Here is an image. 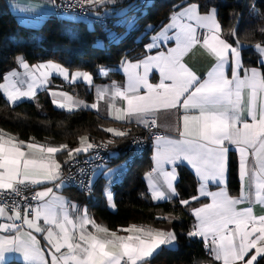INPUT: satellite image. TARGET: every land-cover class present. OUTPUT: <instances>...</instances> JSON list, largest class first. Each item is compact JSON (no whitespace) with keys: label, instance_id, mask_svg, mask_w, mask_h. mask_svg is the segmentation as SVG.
Here are the masks:
<instances>
[{"label":"snow or ice","instance_id":"1","mask_svg":"<svg viewBox=\"0 0 264 264\" xmlns=\"http://www.w3.org/2000/svg\"><path fill=\"white\" fill-rule=\"evenodd\" d=\"M116 3L117 0H77L81 8L87 6L93 12ZM172 8L169 23L146 46V51L158 47L156 41L161 37L174 40L175 47L135 63L122 60L121 67L126 73L123 87L115 81L97 87L96 102L92 104L62 91L49 94L63 97V101L53 100V103L69 113L81 108L97 109L99 102L107 98L109 115L115 111L113 119L131 122V117L138 116L137 123L149 130L160 126L153 113L183 108L184 114L178 117L183 126L176 128L179 138L154 137V166L145 174L151 198L154 202H171L179 197L174 186L179 178L176 166L186 162L199 181V196L211 200L190 209L196 223L187 233L188 237L202 239L216 264H259L264 259V74L255 67L244 69L243 76L239 74L243 67L241 45L237 40V45L232 46L222 38L215 5H208L204 12L198 2L172 5ZM232 35L236 36L235 29ZM196 46L215 57V64L203 80L183 62ZM255 48L264 65V44L257 43ZM15 62L25 70L23 77L12 69L4 75L5 82L0 83V92L9 106L34 100L38 90H47L52 72L65 80L71 78L72 82L83 79L89 86L93 83L91 74L77 71L70 77L64 66L51 61L29 65L24 57L17 56ZM229 63L231 78L225 74ZM141 68L143 72L138 71ZM153 69L160 74L158 84L149 83L148 75ZM100 74L107 75V70L101 68ZM141 89L146 90L144 94L140 93ZM116 98L124 105L117 106ZM193 111L197 114H190ZM103 131L113 137L129 134L116 128ZM29 140L35 141V137ZM230 146L238 155V196L229 195L226 188ZM94 147L99 146L88 136L79 138L78 147L69 148L66 144L52 146L24 141L0 128V221H3L0 222V233H3L0 264L10 253H19L24 264H49L34 233L42 234L50 246L47 251L50 264H151L162 246L175 245L174 231L135 224L112 231L97 224L86 208L81 212L78 205L55 193L54 189L65 184L57 155L66 150L65 163L72 164L76 156L88 154ZM165 165H172V170L167 171ZM103 174L109 178L112 175ZM154 174L158 177L154 178ZM209 181L219 190L209 191ZM37 186L44 187L36 190ZM87 187L90 190V180ZM27 191L34 192L30 199L38 203H27L29 198L23 195ZM104 195L109 206L114 207L111 191L105 188ZM199 196L181 199L180 204L189 206ZM17 197L25 201L23 206ZM245 204L246 207H240ZM254 205L261 207V214H255ZM157 219L172 223L178 217L164 215ZM89 225L94 231L89 230Z\"/></svg>","mask_w":264,"mask_h":264},{"label":"trees","instance_id":"2","mask_svg":"<svg viewBox=\"0 0 264 264\" xmlns=\"http://www.w3.org/2000/svg\"><path fill=\"white\" fill-rule=\"evenodd\" d=\"M192 2L201 5V12L206 11L208 5H215L218 8L222 34L226 40L233 45H236L238 40L242 46L244 65L257 67L264 74V66L259 63V58L252 49L257 43L264 44V33L261 32V29H264V0H123L120 4L104 8V11H109L126 6L128 7L126 18L133 17L131 22L134 23L125 22L112 28L115 31L114 40L106 38V30L110 28L101 26L89 28L90 26L84 23H71L70 20H59L53 16L48 17L38 29L31 30L20 25L11 15L5 1L0 0V83L6 73L16 68L17 56L24 57L29 64L52 61L61 64L69 72H88L97 81L98 68H113L122 60H137L143 56L145 52L143 47L149 36L168 21L173 11L172 5L183 6ZM127 25L130 26L129 29H126ZM234 29L235 37L232 35ZM99 40L103 42L101 48L96 45ZM108 74V79L121 78L117 72ZM54 80L61 82L58 79ZM75 86L79 88L82 84ZM62 88L70 90L71 87L62 84ZM85 95L90 97L88 93ZM37 102L42 105V112H38L35 102L23 101L15 106H9L0 92V128L24 141L45 142L50 145L66 144L69 148L77 147L81 136H88L93 143L96 141L107 143L113 140V143H107L110 150L116 153L109 167L125 161L129 155L128 145L131 137L142 132L139 127L132 124L122 125L106 120L90 110L81 109L72 113L56 110L44 93L37 96ZM109 127L126 130L129 134L126 137L111 139V136L103 131ZM30 137H35V141H30ZM149 166L147 151L127 168L126 175L111 188L114 212L106 208L102 186L99 184L93 186L89 199H85L73 188H64L63 193L70 200L86 205L99 223L112 231L133 224L159 228L169 222L158 220V216L178 217L169 223L177 236V246L173 249L159 250L151 259V264L211 262L202 241L188 237L192 218L188 208L179 205L181 199H189L195 195L194 177L187 169L179 167V180L176 184L179 197L171 202L154 204L142 180V176L150 169ZM227 188L231 195L238 194L236 157L233 152H229L228 155ZM259 264H264V259H261Z\"/></svg>","mask_w":264,"mask_h":264},{"label":"crops","instance_id":"3","mask_svg":"<svg viewBox=\"0 0 264 264\" xmlns=\"http://www.w3.org/2000/svg\"><path fill=\"white\" fill-rule=\"evenodd\" d=\"M4 1L6 3V6H7L8 10L10 11L11 15L16 19V21L20 25H22L24 27H27V28H29L31 30H35V27H38L48 17L52 16V3L49 0H4ZM168 23H169V19L161 28H159L155 33H153L152 35L149 36L148 41L146 42V44L143 47L144 51H145L143 56H141L137 60H128V61H131L132 63H135L138 60L144 59L148 55H153L154 56L158 52H161V51L167 52L169 48L175 47V41L174 40H165L163 37H161L159 40L156 41V43L159 45L158 47L152 48L151 51H146V46L153 43V38L156 37L161 32L162 28L165 25H167ZM198 31L201 32V33L204 32L203 29H199ZM168 35H172V32H169ZM221 36H222V38H224L226 40V38L224 37L222 32H221ZM231 45L232 46H236L237 44L236 45L231 44ZM241 49H242V46H241ZM252 49L254 51H256L255 45L252 46ZM257 54H258V52H257ZM47 62H49V61L38 62V63H35V64L47 63ZM183 62L189 68H191L197 74V76H199L201 78V80H203V79L206 78L208 71H210L211 68L213 67V65L215 64V57L211 56L210 54H208L202 47L196 46L189 54H187L184 57V61ZM241 63L243 65V67L239 70V74L241 76H243L244 69H248V68H252V67L244 65V63L242 61V55H241ZM35 64H29V65H35ZM101 68L107 70V75H101L100 74V69ZM255 68H257V67H255ZM15 69L19 73H21V76L23 77V73H24L25 70L23 68L19 67L17 64H16V68ZM138 71L143 72V69L142 68L138 69ZM75 72H77V71L69 72L70 77H71V74L75 73ZM79 72H83V71H79ZM110 72L119 73L121 75V78L120 79H115L114 77H111L110 79H108V75H109L108 73H110ZM261 73H262V71H261ZM96 74H97L98 80L95 81L94 78H93V75H91L92 78H93V83H92L91 86H89L87 83H85L83 81V79H80V80H78L76 82H72L71 78H69V80H65L63 78V76L57 75L55 72H52L50 74V76H49L50 83L47 86V90H38L37 96L39 94H41V93H44L48 97V99L50 100V103H51V105H52V107L54 109L59 110V111L67 112L66 110H63V109L57 107L56 104L53 103V100L63 101V97L50 95L49 94L50 92H61L62 91V92L68 93L69 95L73 96L74 98H78L79 100L86 101L88 104H92V103L96 102V89H97V87H103V86L111 85L113 81H115L121 87H123L125 85V83H126V73L124 72L123 68L121 67V62L119 64H117L113 68L100 67V68L97 69ZM225 74L229 78H231V63L226 65ZM24 78L26 79V77H24ZM54 79H58L61 82L58 83ZM148 80H149V83H152V84L160 83V74H159V72L156 71L155 69L150 71L149 75H148ZM4 82L5 81L3 79V81L1 83H4ZM79 83L82 84V86L77 88L75 85L79 84ZM164 83L167 84V83H171V82L170 81H164ZM62 84L66 85L68 87L70 86L71 87L70 90L63 89L62 88ZM145 91H146L145 89H141L140 93L144 94ZM85 93L90 94V97H87L85 95ZM2 95H3V93H2ZM37 96H36V98L34 100H23V101L36 102L37 101ZM4 99H5V97H4ZM106 101H107V98L104 101H100L99 104H98V108L97 109H91V108H87V109L81 108V109L90 110L93 113H95L96 115H98L99 117H101L103 119H106V120H110V121H113V122H116V123H119V124H122V125H124V124H132V125H134L136 127H139L140 129H142L143 126L141 124L137 123V121L140 119L138 116L131 117L130 118L131 122H127V121L121 122V121H117V120L113 119V116L115 115V111L113 109L112 116L109 115V108H108V104H107ZM116 105L117 106H123L124 102L121 101L119 98H116ZM81 109H79V110H81ZM75 111H77V110H75ZM67 113H69V112H67ZM183 114H184V109L183 108H180L178 110L177 109L161 110L159 113H153L152 116L157 118V122L160 125L158 127L159 131H160V135H167V136H171L173 138H179L178 137V132L176 131V128H177V126L182 128L183 122H182V120H178V117L182 116ZM190 114H197V113H195L193 111ZM109 128H114V127H109ZM116 129H118V128H116ZM118 130H120V129H118ZM108 134L111 136V139L117 138V137H113L111 135V133H108ZM38 143L45 144V145H50V144L45 143V142H38ZM52 146H59V145H52ZM78 146H79V144H78ZM65 151H63L61 154L57 155V160L61 164V166L63 165L65 160L68 159L67 151H66V154H65ZM154 152H155V143H154V140H153L152 147L149 150V161H150V166L149 167H150V169L146 173L151 172L152 169H153V166H154L153 165ZM229 152H233L235 154V157H236V173H237V179H238V184H239V190H238V194L236 196H238L239 192H240V180L238 178V172H237L238 155H237L236 151L234 150V148H232L231 146H230V151ZM81 155H85V154L84 153L79 154V156H81ZM228 155H229V153H228ZM115 156H116L115 152L111 153V162L115 159ZM109 165L106 166L103 170L95 171L92 174V176H91L92 190H93V186L94 185H98L99 184L102 187H104V190L102 189V195H103V191H105V188H107L108 190L111 191V188L115 184H117V183H119L121 181V179L126 175V171H127V168L124 166L123 163L115 165V166H111V167H109ZM172 167H173L172 165H165V169L167 171H171ZM179 167H184L185 169H187L192 174V176L194 177V179L196 181V188H195L196 189V193H195L194 196H199V193L197 191V189L199 187V181H198V179L196 177L195 171L186 162H183V163L178 164L176 166L177 173H178V168ZM103 173H111L112 174L111 178L106 177ZM115 174H116V177L112 180V177ZM145 174L142 176V180L144 182V186L146 188V192L148 193L150 199L152 200L151 193L149 191V183H148V180L145 179ZM156 177H158V174H154V178H156ZM178 180H179V178H178ZM178 180L174 181V186L175 187H176V184H177ZM227 180H228V170H227V173H226V188H227ZM99 181H101V182H99ZM47 186L51 187L52 185L49 184ZM43 187L44 186H37V189L41 190ZM63 189L64 188L62 187V188H60L58 190L54 189V191H55V193L57 195H62L68 201L78 205V207L81 210V212L85 208L87 209L86 205L80 204V203H77L75 201L70 200L68 198V196H66L63 193ZM208 190L209 191H218L219 188H218V186L216 184H213L211 181H209L208 182ZM227 191H228L229 195H231L229 190H228V188H227ZM231 196H233V195H231ZM112 197H113V194H112ZM174 199H177V197L173 198V200ZM189 200H190V198H189ZM152 202L154 204H159V203H164V202H168V201H156V202H154L152 200ZM210 202H211V200L207 196H199V200L191 201V204L189 206H182L180 204V202H179V205L181 207H187L188 208V213H189V215L192 218L191 229H192L193 225L196 223V218L191 214L190 209L191 208H198L203 203H210ZM106 203H107L108 210L114 212L115 211L114 203H112L114 205V207H110L109 206L108 200H106ZM246 206H247V204L241 205L240 207H246ZM254 210H255V214H257V215L261 214V212H262L261 207L258 206V205H254ZM87 213H88V215L90 217H92L96 221L97 224L101 225L99 223V221L88 211V209H87ZM0 222H3V221H0ZM40 223L43 224V221H40ZM143 226H147V225H143ZM88 228H89L90 231H94L91 228V225H89ZM158 229H164V230L172 231L169 223L161 225ZM25 231H28V229L25 228ZM118 234L119 235H127V233H124V232H118ZM0 235H3V233H0ZM34 235H36L37 238L40 240L41 246H42V248L45 251V258L49 261V264H50V259L51 258L47 255V251H48V248L50 246H47V242L44 241L42 234L34 233ZM195 239L202 241L204 250H205L206 254L208 255V257L211 260V262L203 263V264H216V262H214L212 260L211 256H209L208 252L206 251L203 240L200 239V238H195ZM176 246H177V242H175V245L173 247H170V248L173 249ZM162 248H165V247L162 246ZM9 262H18V263L24 264L23 257L19 253L6 254V258H5V261L3 262V264H7Z\"/></svg>","mask_w":264,"mask_h":264},{"label":"built area","instance_id":"4","mask_svg":"<svg viewBox=\"0 0 264 264\" xmlns=\"http://www.w3.org/2000/svg\"><path fill=\"white\" fill-rule=\"evenodd\" d=\"M52 3V16L59 20H67L69 16H78L85 20L87 26H101L104 28L116 27L115 20L112 16L106 14L104 8H97L93 12L90 8L85 6L81 8L77 4V0H49ZM140 134H135L131 137L128 151L129 155L123 162L126 168H129L136 159L141 158L144 153L149 151L152 147V142L155 135H160L159 128H152L151 130L142 127ZM99 147H94L89 150L88 154L76 156V161L72 164L62 165V172L65 177V184L63 188H73L82 195L85 199H89L92 193V186L89 190L87 187L91 176L95 171L103 170L111 163V153L107 143L103 141H96L93 143ZM104 145H107L106 147ZM83 170V171H82ZM36 190H38L36 188ZM34 194L33 191L23 193L28 197L27 203L35 205L37 201H31L30 197ZM21 206L25 201L17 197ZM19 223V222H18Z\"/></svg>","mask_w":264,"mask_h":264},{"label":"rangeland","instance_id":"5","mask_svg":"<svg viewBox=\"0 0 264 264\" xmlns=\"http://www.w3.org/2000/svg\"><path fill=\"white\" fill-rule=\"evenodd\" d=\"M127 11H128V7L124 6V7H119L116 9H109V11H106V14L112 16L115 20V23L117 25H120L122 23H125L126 21H132L133 17L126 18L125 14L127 13ZM67 20H70L71 23L80 22V23L85 24V20L81 17H78V16H69V18ZM126 24H128V23L126 22ZM41 25H42V23L38 27H35V29H38ZM89 28H92V26H90ZM129 28H130V26L126 27V29H129ZM147 30H149V27L147 28ZM106 38L107 39L109 38L110 40H114V38H115L114 29L110 28L109 30H106ZM96 45L101 48V47H103V42L101 40H99V41H97ZM254 52H255V54H257V51H254ZM257 57L259 58V62H260L259 53L257 54ZM35 104H36V109L38 110V112H42V105L39 104L37 101L35 102ZM112 152H114V151H112ZM115 177H116V174L112 177V180ZM102 189L104 190V187H102ZM102 196L104 197V204H106V208H107V203H106L107 199L104 195V191H103ZM112 203H114L113 200H112Z\"/></svg>","mask_w":264,"mask_h":264},{"label":"water","instance_id":"6","mask_svg":"<svg viewBox=\"0 0 264 264\" xmlns=\"http://www.w3.org/2000/svg\"><path fill=\"white\" fill-rule=\"evenodd\" d=\"M122 1H123V0H117V3H116V4H120V3H122ZM116 4H115V5H116ZM110 6L112 7V6H114V5H110Z\"/></svg>","mask_w":264,"mask_h":264}]
</instances>
